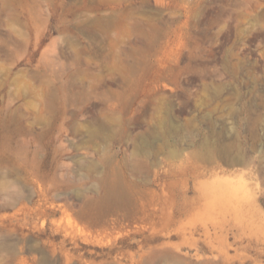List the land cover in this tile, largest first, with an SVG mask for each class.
I'll use <instances>...</instances> for the list:
<instances>
[{"label": "rangeland", "instance_id": "1", "mask_svg": "<svg viewBox=\"0 0 264 264\" xmlns=\"http://www.w3.org/2000/svg\"><path fill=\"white\" fill-rule=\"evenodd\" d=\"M0 264H264V0H0Z\"/></svg>", "mask_w": 264, "mask_h": 264}]
</instances>
